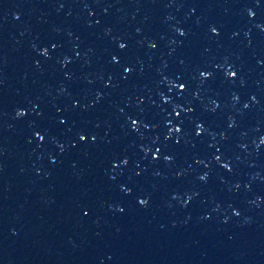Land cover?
<instances>
[{
  "label": "water",
  "instance_id": "95a60500",
  "mask_svg": "<svg viewBox=\"0 0 264 264\" xmlns=\"http://www.w3.org/2000/svg\"><path fill=\"white\" fill-rule=\"evenodd\" d=\"M0 264H264V0H0Z\"/></svg>",
  "mask_w": 264,
  "mask_h": 264
},
{
  "label": "snow or ice",
  "instance_id": "6c2138e0",
  "mask_svg": "<svg viewBox=\"0 0 264 264\" xmlns=\"http://www.w3.org/2000/svg\"><path fill=\"white\" fill-rule=\"evenodd\" d=\"M121 47H123V45H121ZM231 75H232V76H235L236 73H235V72H232ZM181 87H183V86H181ZM142 203H143V201H142Z\"/></svg>",
  "mask_w": 264,
  "mask_h": 264
},
{
  "label": "clouds",
  "instance_id": "9594fccd",
  "mask_svg": "<svg viewBox=\"0 0 264 264\" xmlns=\"http://www.w3.org/2000/svg\"><path fill=\"white\" fill-rule=\"evenodd\" d=\"M21 114H22V113H21ZM142 201H143V200H142ZM142 201H141V203H142ZM143 203H146V201H143ZM143 203H142V204H143Z\"/></svg>",
  "mask_w": 264,
  "mask_h": 264
}]
</instances>
